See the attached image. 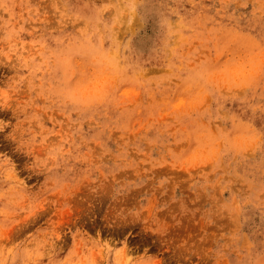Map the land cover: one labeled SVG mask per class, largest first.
<instances>
[{
	"label": "rangeland",
	"instance_id": "1",
	"mask_svg": "<svg viewBox=\"0 0 264 264\" xmlns=\"http://www.w3.org/2000/svg\"><path fill=\"white\" fill-rule=\"evenodd\" d=\"M0 264H264V0H0Z\"/></svg>",
	"mask_w": 264,
	"mask_h": 264
}]
</instances>
